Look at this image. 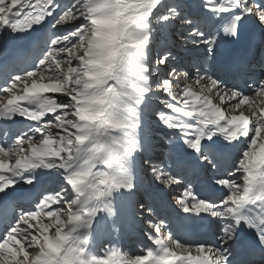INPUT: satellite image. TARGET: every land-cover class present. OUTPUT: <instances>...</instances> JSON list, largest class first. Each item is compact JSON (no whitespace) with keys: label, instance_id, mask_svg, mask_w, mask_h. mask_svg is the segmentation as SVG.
<instances>
[{"label":"snow or ice","instance_id":"6c2138e0","mask_svg":"<svg viewBox=\"0 0 264 264\" xmlns=\"http://www.w3.org/2000/svg\"><path fill=\"white\" fill-rule=\"evenodd\" d=\"M250 21L264 27V0H203L198 13L179 0H0V40L33 38L21 61L32 67L4 74L0 118L36 122L0 137V217L12 221L0 235V264H264V79L251 96L215 73L190 79L172 66L171 51L155 46L154 26L178 23L212 57L218 40L240 39ZM154 99L175 114L159 111L158 121L179 130L185 149L176 174L151 166L154 181L176 185L190 169L214 170L211 196L189 186L176 203L187 214L179 226L219 231L211 241L182 239L164 220H148L152 245L142 254L96 255L93 232L119 218L114 199L136 195L132 163L144 151L142 114ZM237 148L225 168L224 151ZM20 184L34 190L23 194L33 207L16 196ZM245 233L254 239L246 243Z\"/></svg>","mask_w":264,"mask_h":264},{"label":"rangeland","instance_id":"374dc122","mask_svg":"<svg viewBox=\"0 0 264 264\" xmlns=\"http://www.w3.org/2000/svg\"><path fill=\"white\" fill-rule=\"evenodd\" d=\"M193 2L192 5L195 6H199L201 5V3L203 2V0H179V2L181 4L184 5V7L187 10L189 9V4H185L184 2L190 3ZM177 2V0H169V3H174ZM198 13V12H197ZM200 20L203 21V18H200ZM204 23V21H203ZM156 29V40H155V46L159 47V48H163V49H167V47L165 46L164 43L167 42L166 38L169 37L170 41L172 42L171 45L169 43V48L167 49L168 51H171L173 53V56L175 57V59L172 62V66L177 67V69L180 72H187L190 79L192 77H194V75L196 74L197 71L200 72H206L208 74L209 73V57L205 56V46L200 45V46H196L194 45L191 40L188 38V33H187V26L182 25V24H178V23H174L171 25V27L167 28V29H159V26H154ZM157 42V44H156ZM1 43V40H0ZM175 48V49H174ZM76 61H73V64L75 65ZM161 70L166 72L168 70H170L169 66L166 65H162L160 66ZM263 67V66H262ZM263 69V68H262ZM261 79H264V73L261 76ZM181 83H184L183 79L181 78ZM3 85V84H1ZM174 88H176L177 90H179V85L174 84ZM254 93H251V95H253ZM6 93H0V100L4 99V96H6ZM48 95H52L55 99H57V101L59 102L60 100H64L66 99L63 94H51L49 93ZM165 98H168L165 96ZM6 102V101H5ZM229 103H234L233 102H229ZM161 105H154L153 107L147 109L145 111V113L142 114V122H141V126H143V124L145 123V120L143 118H149V121L151 123V125H153L152 127V131H149L150 137H149V141H151V139L155 138V142H154V146H155V150L160 151V154L157 156H153V157H147L148 160L153 161V166L159 168V169H163L164 171H172L173 174H176L173 166L171 165V159L169 158V150L171 149L172 145L174 142H177L178 137L180 136L179 130L177 129H169L166 126H164L162 123H160L158 121V117H157V113L159 111H164L165 114L169 115V116H173L175 115L174 113L171 112L170 109H167L165 107L164 104L160 103ZM241 110L245 111V114L248 115L249 112L247 111L246 107H242ZM149 115H148V114ZM233 114H238V111L236 113ZM51 115V114H49ZM35 123H31L29 125H32ZM29 125H27L23 130H21L19 133H13L10 131H1L0 132V137H3L5 132H7L8 137H13L14 135L20 134L22 131H27ZM53 132H58L60 130L58 129H51ZM140 134L142 135V140H146L147 139V133L143 130H139ZM31 134V133H29ZM39 134H37L38 136ZM152 135V136H151ZM181 138V136L179 137ZM35 139V137H34ZM182 140V139H181ZM150 158V159H149ZM99 166V168H98ZM101 165H97V169H102ZM146 175H149V181L151 183H153L154 185H156L157 187L161 188V190L163 189H168L170 191V198L173 201H176L177 198H179L184 189L187 187L186 183L190 181V179H188L187 177H185L184 179L181 180L180 184H176V185H160L157 182L154 181V174L151 171V168H149L148 170L145 171ZM210 176L211 178H213L214 180V170L210 171ZM238 183H242V181H238ZM55 183L50 184L48 187H54ZM190 199V198H189ZM139 204H143L145 208L147 207H151L152 208V214L148 215V213L146 211H144V209H141L138 207V211L134 216H130V219L132 220H136L139 221L144 224H147V229L146 232H154L153 229H151L148 225V220H152L153 222H160L161 220H164L165 224H169L168 221H166L165 216H164V211H162V206L161 203L158 202V200L155 198L154 195H146L144 194L140 201L138 202ZM58 206L53 205V208H56ZM45 222H47V219L45 220ZM99 230V229H98ZM97 230V231H98ZM54 231V229H53ZM146 233V234H147ZM95 234V237L99 234V232L93 233L92 236ZM94 237V240H96V238ZM147 237V235H146ZM92 239V237H91ZM148 239V238H147ZM107 244H105L106 246ZM152 245V241H150L149 239L147 240L146 244H144V246L138 244L139 250L135 251V254H142L143 250L145 249V247L151 246ZM107 247V246H106ZM103 248V252H107L108 248ZM104 253V254H105ZM103 255V254H100Z\"/></svg>","mask_w":264,"mask_h":264},{"label":"bare ground","instance_id":"6f19581e","mask_svg":"<svg viewBox=\"0 0 264 264\" xmlns=\"http://www.w3.org/2000/svg\"><path fill=\"white\" fill-rule=\"evenodd\" d=\"M32 37H26V39H24L23 41H24V43H29L30 42V39H31ZM228 39L227 38H225V39H223V40H218L217 41V44H219V43H223V42H226ZM2 51V50H1ZM9 55V54H8ZM215 70V68H213V70L211 69L210 70V74H212V73H216V75H218L217 74V72H216V70ZM260 80H261V78H260ZM250 82L251 81H249V82H245V85L247 86V87H249L250 86ZM249 83V84H248ZM251 87H253V85L251 86ZM252 92V91H251ZM249 93H250V91H249ZM221 140H222V138H221ZM183 149V147L180 145V144H178L177 146H176V148L173 150L174 151V153L177 151V149ZM98 168H99V166H98ZM101 168V167H100ZM136 183V182H135ZM137 184V183H136ZM24 184H21V185H19L18 187L16 186V188H20L21 186H23ZM18 190V189H17ZM115 201V200H114ZM175 231V230H174ZM217 231H219V228H217V230H216V232ZM104 234H106L107 236H112L110 233H108L107 231L104 233ZM116 237H119L120 238V236L119 235H116ZM182 238V237H181ZM182 239H184V238H182ZM119 241H120V239H119ZM109 240H107L106 242H105V244H109ZM118 244V243H117ZM116 244V245H117ZM119 247V246H118Z\"/></svg>","mask_w":264,"mask_h":264}]
</instances>
